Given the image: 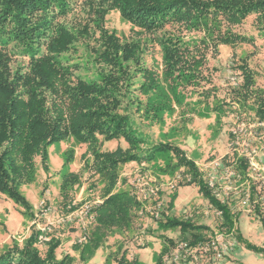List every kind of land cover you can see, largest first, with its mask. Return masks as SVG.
<instances>
[{"label":"trees","instance_id":"1","mask_svg":"<svg viewBox=\"0 0 264 264\" xmlns=\"http://www.w3.org/2000/svg\"><path fill=\"white\" fill-rule=\"evenodd\" d=\"M110 12L130 25L134 38H120L105 27ZM248 18L264 31V0H0V194L28 210L18 189L31 180L36 159L47 169V148L73 139L91 154L89 177L104 184L102 202L92 208L96 230L123 229L137 216L138 203L128 193L113 192L119 166L149 164L169 153L190 179L178 185L195 186L221 213L218 228L234 231L238 214L212 195L195 164L168 143L153 142L143 148L148 140L133 126V118L152 125L158 109V103L150 101L159 86L157 74L142 63L146 47L142 36L158 48L169 86L198 87L204 82L201 70L208 52L252 43V37L231 30ZM238 70L241 82L232 92L240 98L235 101H250L254 117L264 120V90L254 89L245 62ZM200 94L209 97L211 88ZM110 141H123L126 148L99 149ZM235 163L239 176H246L245 159L236 158ZM78 182L70 173L62 177L63 202L69 197L67 189ZM251 189L254 194L255 188ZM153 221L156 230L177 229L180 241L190 245L207 239L209 229L188 218L160 213ZM37 238L38 231L33 230L22 247L8 248L0 264L69 261L56 259L59 238L51 237L43 254ZM89 241L86 252L92 249ZM241 241L264 257V248ZM163 243L167 246L155 264H163V256L176 242L163 238ZM116 262L140 264L126 251Z\"/></svg>","mask_w":264,"mask_h":264},{"label":"rangeland","instance_id":"2","mask_svg":"<svg viewBox=\"0 0 264 264\" xmlns=\"http://www.w3.org/2000/svg\"><path fill=\"white\" fill-rule=\"evenodd\" d=\"M105 27L120 38H134L130 25L124 23L117 12L107 15ZM258 29L254 18L232 27V31L252 37V43L219 46L216 52H208L201 70L205 83L201 82L198 87L169 86L162 73L158 48L148 43L146 35L141 37L146 46L142 63L155 71L159 84L150 98L152 103H158L156 123L149 125L138 116L133 118V126L148 140L143 148L153 142L174 145L195 164L204 181L214 177L220 199H226L231 212L238 214L234 231L228 233L218 228L219 216L195 186L178 185H183L187 175L176 166L169 153L159 155L149 164L119 166L118 183L113 192H125L134 198L138 203L137 216L123 229L96 230L92 208L102 202L104 184L98 177H89L92 157L87 146L68 139L49 146L47 169L36 159L31 180L20 185L18 190L28 210L0 194V258L8 248L22 247L34 230L38 231L37 247L41 254L51 237L60 239L56 259L61 261L67 257L69 261L65 264H117L123 251L140 264H155L161 249L167 246L163 238L180 242L177 229L156 230L155 214L163 213L170 218H188L194 225L207 227V239L221 237L219 242L227 246L219 259L211 251L173 264H264V257L246 249L241 241L242 238L246 243L264 248L263 201L257 199L259 196L254 191L253 198L257 196L250 200L249 206H242L247 186L240 177L224 180L223 170L214 169L212 164L217 161L222 168L236 174H239L235 163L237 155L255 156L256 163L264 164V142L259 140L260 130L255 126L253 111L249 110L250 101L236 102L240 97L232 92L241 82L238 67L244 62L253 75L254 89L264 90V31ZM80 55L81 52L77 57ZM208 88H211L209 97L200 94ZM117 146L126 148L123 141H110L99 149L112 151ZM66 173L76 176L79 182L67 189L69 197L63 202L60 185ZM253 176L249 184L263 188L264 175L262 178ZM225 184L230 190L223 196L219 187ZM153 189L155 194L150 193ZM89 240L92 249L86 252Z\"/></svg>","mask_w":264,"mask_h":264},{"label":"built area","instance_id":"3","mask_svg":"<svg viewBox=\"0 0 264 264\" xmlns=\"http://www.w3.org/2000/svg\"><path fill=\"white\" fill-rule=\"evenodd\" d=\"M255 126L260 130L259 140H262L264 142V120H259L256 118ZM253 154H255L254 151H253ZM254 157L255 156H250V155L249 156L248 155L247 156L237 155L236 158H243L245 159L247 163L246 176H244L243 178L240 177L239 174L231 172L229 169L222 168L221 164L217 161L212 163L214 169L223 170L224 180L229 181L231 178L240 177L243 184L247 186V188L245 189V193L241 200L242 206H249L250 200L251 199L253 200L257 196L255 194L256 196L254 195V198H253L251 185L249 184L250 181L254 180L253 174L255 175V177H258V178H262V176L264 175V164L263 166H260L258 163H256V161H254ZM179 178H180V175L177 176L178 181H179ZM184 179H185V182L190 181L188 176H185ZM205 183H206L207 188L211 191L212 195L219 202L223 204L224 203L227 204L226 199H223V198L220 199V194L217 192L218 189L216 188V182H215L214 177H211L208 181H205ZM219 188L222 189L221 191H222L223 196H225L227 191L230 190V187L227 186L226 184L223 187L220 186ZM155 191L156 190L154 189L150 190V193L155 194ZM255 191H257V194L259 196L257 197V199H259L260 201H263L264 203V186L263 188H261L260 186L255 188ZM215 213L220 218L221 213L216 210H215ZM155 217H158V213L155 214ZM220 240H221V237H216L214 240L206 239L204 241L194 243L193 245H190L187 242H183V241L176 242L172 247H170V250H169L170 254H168L169 252H167L163 256V259H162L163 264H173L175 262L180 261L181 259L190 258L191 256L192 257L195 256L196 258L197 254L204 256L207 252H211V251L215 254V257L219 259L222 255L221 252L227 250V246L225 244L222 245V243L219 242ZM217 249H220V251H218ZM213 264H216V263L214 262Z\"/></svg>","mask_w":264,"mask_h":264}]
</instances>
